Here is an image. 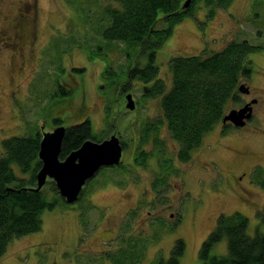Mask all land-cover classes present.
I'll use <instances>...</instances> for the list:
<instances>
[{
    "label": "rangeland",
    "instance_id": "374dc122",
    "mask_svg": "<svg viewBox=\"0 0 264 264\" xmlns=\"http://www.w3.org/2000/svg\"><path fill=\"white\" fill-rule=\"evenodd\" d=\"M108 2L0 0V31L12 34L18 24L22 36L13 49L0 45V152L6 137L39 132L41 140L59 124L68 127L85 118L101 135L99 140L114 133L122 147L125 144L120 163L97 171L74 203L44 210L41 230L13 238L0 264H158L170 258L176 239L184 243L176 264H202L198 250L216 218L237 211L247 217L250 235H264V52L248 55L253 72L239 82L251 85L250 95L244 97H257L259 122L245 129L240 140L233 134L228 141L230 133L210 130L189 161L181 162L176 158L178 143L167 127L158 124L152 131L145 126L162 120V110L159 97L143 99V84L127 81L132 61L128 48L101 36L109 21L103 11ZM32 7L33 13L24 18L22 11ZM164 25L161 20L157 28ZM230 40L264 46V0H231L213 19H206L200 8L176 23L157 50L166 88L171 86L166 70L170 57L210 54ZM96 52L105 53L108 60ZM106 65L117 72V89H109V84L104 88ZM73 67L84 70L74 73ZM57 83L70 87L74 99L65 110L50 111ZM127 93L134 100L131 110ZM231 107L236 105L230 103L225 114ZM53 117L63 122L53 126ZM233 140L239 145L237 153ZM220 142L221 148L212 147ZM48 182L41 188L51 199ZM210 252L226 256V238Z\"/></svg>",
    "mask_w": 264,
    "mask_h": 264
},
{
    "label": "trees",
    "instance_id": "16d2710c",
    "mask_svg": "<svg viewBox=\"0 0 264 264\" xmlns=\"http://www.w3.org/2000/svg\"><path fill=\"white\" fill-rule=\"evenodd\" d=\"M185 1L110 0L103 9L109 21L100 31L106 42H123L128 48V56L132 57V61L130 68L125 72L128 74L127 81L136 80L143 84V99L159 97L163 119L146 122L145 126L152 131L158 124L166 126L170 136L178 143L176 158L181 162L189 161L204 134L221 120L227 106L230 103L238 104L239 82L241 78L248 79L253 72V61L247 58L248 55L264 52V46L260 43L255 45L247 40H230L210 54L197 52L174 55L167 60L166 70L171 86L166 88V83L159 76L157 50L170 36L173 26L185 17H193L200 8L204 9L206 19H213L217 9L227 8L231 2L190 0L188 5L184 6ZM161 20L165 25L157 28ZM200 23L204 24L203 21ZM96 53L108 60L105 53ZM71 70L78 73L84 68L73 67ZM63 71L67 72L60 69L61 73ZM115 73L117 72L109 65L105 66L104 77L102 76L105 89L107 84L109 89H117L118 83L113 75ZM57 84L48 104L50 111H57L59 108L65 110L69 108V101L74 99L71 97L70 87L65 88L62 83ZM52 120L54 125L63 122L56 117ZM98 136L101 135L94 131L88 118L71 124L65 128L59 158L77 149L86 139L99 140ZM40 138L41 134L38 132L27 136H9L1 140L0 256L6 252L13 238L41 230V214L44 210L68 205L52 179L47 181L51 185V199L45 196L43 187L39 190L35 188L36 174L42 166L38 156ZM124 147L125 144L123 149ZM13 165L17 166L19 174L15 172ZM116 165H105L100 169L114 168ZM82 193L83 189L79 199L83 196ZM216 220L214 229L198 250L202 264H264V235L259 232L254 235L248 233L246 216L237 211L232 214H220ZM223 238L227 241L228 254L224 257L212 255L210 250ZM173 243L170 258L167 261L160 259L158 264L178 263L183 255L184 243L180 239Z\"/></svg>",
    "mask_w": 264,
    "mask_h": 264
},
{
    "label": "water",
    "instance_id": "95a60500",
    "mask_svg": "<svg viewBox=\"0 0 264 264\" xmlns=\"http://www.w3.org/2000/svg\"><path fill=\"white\" fill-rule=\"evenodd\" d=\"M190 0L183 5L187 6ZM238 90L247 91L243 83L239 84ZM126 106L131 110L134 100L130 93L126 95ZM251 102L240 108H230L222 117V121H231L237 126L245 124V120L251 116ZM65 134V126L59 124L49 132L43 134L40 140L38 156L42 166L37 172V189L45 183L47 177L52 178L60 195L64 196L67 203H74L79 197L85 182L92 178L96 171L103 166L120 163L122 145L120 139L113 133L102 140L86 139L77 149L65 158L60 159L62 139ZM228 264V263H227Z\"/></svg>",
    "mask_w": 264,
    "mask_h": 264
},
{
    "label": "flooded vegetation",
    "instance_id": "af4514ba",
    "mask_svg": "<svg viewBox=\"0 0 264 264\" xmlns=\"http://www.w3.org/2000/svg\"><path fill=\"white\" fill-rule=\"evenodd\" d=\"M33 7L28 10V9H25L24 11H22L21 15H23L24 18H27L28 16H30V14L33 13ZM12 30V29H11ZM19 26L18 24H15L14 25V32H9L6 33L5 30H2L0 31V45L1 47H6V48H10V49H13L14 46L18 45L19 42H20V39H22V36H20L19 32ZM13 31V30H12ZM11 34V35H10ZM25 39V38H23ZM264 73V72H263ZM251 77V74L249 75L248 79H250ZM247 79V78H246ZM244 83L246 84L245 87H247V91H241L240 94H239V102L238 104H236V107H233V108H240L241 106L247 104L250 102L251 99H254L253 102H251V116L245 120V124L241 125V126H237L235 125L234 123H232L231 121H226V122H222V120H219V122L217 123V125L213 128L216 130V133H218L219 135L220 134H224V136H228L231 134V136H228L227 140L230 141L234 135H236L238 138V136L244 132L245 129L249 128L252 126V124L256 125L257 122H259L258 118L259 116H256V109H255V105L259 102L257 100V97H250L249 99H246L244 96H248L250 95L251 93V85H249L248 81H244ZM262 91H264L263 89H261ZM232 108V107H231ZM256 119V120H254ZM257 121V122H256ZM230 133V134H229ZM234 134V135H233ZM247 136V135H246ZM239 139V138H238ZM240 140V139H239ZM235 140H233L232 142H230L233 146H232V150L233 152H236L237 151H234V149L236 147H238L239 145L237 143H234ZM230 144V145H231ZM223 145V143L220 142L219 143H215V146H212L213 148H221V146ZM100 170V169H99ZM98 170V171H99ZM97 173V171H96ZM95 173V174H96ZM94 174V175H95ZM94 177V176H93ZM91 179V178H90ZM89 180V179H88ZM179 219V218H178ZM178 221H176L177 223Z\"/></svg>",
    "mask_w": 264,
    "mask_h": 264
}]
</instances>
